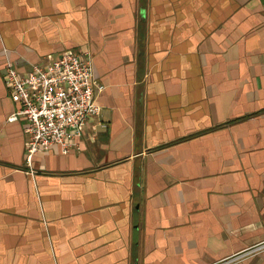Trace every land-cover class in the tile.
<instances>
[{"label":"crops","instance_id":"1","mask_svg":"<svg viewBox=\"0 0 264 264\" xmlns=\"http://www.w3.org/2000/svg\"><path fill=\"white\" fill-rule=\"evenodd\" d=\"M67 49L100 114L29 166L6 67ZM263 239L264 0H0V264H264L238 257Z\"/></svg>","mask_w":264,"mask_h":264},{"label":"built area","instance_id":"2","mask_svg":"<svg viewBox=\"0 0 264 264\" xmlns=\"http://www.w3.org/2000/svg\"><path fill=\"white\" fill-rule=\"evenodd\" d=\"M4 83L16 104L7 119L26 121L24 157L29 166L37 152L53 145L63 154L78 149L86 121L100 114L97 93L103 86L95 81L88 52L67 49L57 57L32 64L24 73L8 64ZM263 250L264 239L238 257Z\"/></svg>","mask_w":264,"mask_h":264}]
</instances>
